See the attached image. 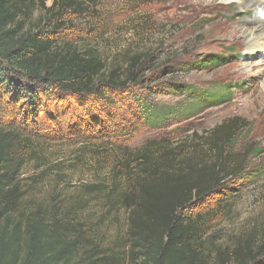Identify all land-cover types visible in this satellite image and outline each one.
Listing matches in <instances>:
<instances>
[{"label":"trees","instance_id":"obj_1","mask_svg":"<svg viewBox=\"0 0 264 264\" xmlns=\"http://www.w3.org/2000/svg\"><path fill=\"white\" fill-rule=\"evenodd\" d=\"M39 1L0 0V264H101L113 258L100 256L93 248L92 255L78 258L81 248L83 252L90 249L70 238L64 224L31 218L22 222L15 178L41 156L40 131L62 126L65 116L79 118L80 108L96 123L81 133L93 135L88 138L97 144L94 154L103 155L107 149L100 145L112 136L111 131L91 108L105 100L107 90L139 84L146 54H126L124 63L108 65L97 46L108 19L100 9L101 0ZM147 1L136 0L139 7L133 9L137 4L133 5L132 11ZM37 9L43 15L30 26ZM71 17L90 22V33L82 30V36L61 38L59 32ZM216 62L204 60L201 70ZM176 89L190 105L174 112L142 105L141 113L155 127L174 118L195 117L204 105H221L231 95L227 87L204 93ZM240 121L232 119L200 136L190 147L193 157L186 164L182 157L177 167L170 164L169 150L163 151L156 165L148 148L133 153L123 149L125 160L120 161L139 177L133 190L120 198L129 212L126 264H212L206 238L218 222L230 216L242 192L229 184L238 180L250 186L264 177V165L252 168L248 163L262 151L250 145L236 152L237 138L247 130ZM68 128L74 131L78 126L72 120ZM115 159L116 164L117 155ZM198 162L203 165L199 169ZM215 256L217 264H264V234L257 244L242 241L229 250H217Z\"/></svg>","mask_w":264,"mask_h":264},{"label":"rangeland","instance_id":"obj_2","mask_svg":"<svg viewBox=\"0 0 264 264\" xmlns=\"http://www.w3.org/2000/svg\"><path fill=\"white\" fill-rule=\"evenodd\" d=\"M100 2L108 19L97 46L109 66L124 63L126 54H146L147 63L139 72L140 83L122 90H107L105 100L91 108L111 131L112 136L100 145L107 149L103 155L94 154L98 147L94 139H89L93 135L88 138L81 133L85 126L95 127L96 123L86 109L80 108L79 118L73 116L70 120L65 116L62 126L40 131L44 142L41 156L23 168L15 184L22 222L28 218L58 221L68 227L70 238L90 249L83 252L81 248L78 258L92 255L93 248L96 254L113 258L101 264H126L129 212L120 198L133 190L139 177L121 162L125 160L123 149L133 153L148 148L156 165L162 160L163 151L169 150L170 164L177 167L182 157L183 164L193 157L190 147L197 144L200 136L240 118L247 130L237 138L236 152L253 145V150L263 153L248 163L252 168L263 166L264 111L260 106H264V73L250 72L254 65H261L264 54L253 56L242 47L240 30L256 14L252 10L241 11L236 1L148 0L136 12L131 9L136 0ZM138 7L139 4L133 9ZM42 15L37 9L28 25L36 24ZM89 24L71 17L59 32L60 37L76 38L82 36V30L90 33ZM204 60L217 62L201 70ZM176 86L203 93L227 87L230 100L221 105H204L195 117L174 118L155 127L141 113L142 105L168 112L186 106L189 103ZM246 98L248 104L241 108V101ZM255 101L260 106L255 107ZM72 120L78 126L74 131L68 128ZM196 166L199 169L203 165L198 162ZM180 168L183 170L184 166ZM255 182L250 186L238 180L229 184L242 192L230 216L218 222L206 238L212 264H217V250H229L247 240L257 244L264 234V177Z\"/></svg>","mask_w":264,"mask_h":264},{"label":"bare ground","instance_id":"obj_3","mask_svg":"<svg viewBox=\"0 0 264 264\" xmlns=\"http://www.w3.org/2000/svg\"><path fill=\"white\" fill-rule=\"evenodd\" d=\"M224 2L236 1L238 8L241 11L252 10L255 12L256 17L249 21L243 28L240 30L242 41V47L250 53V55H259L264 54V0H223ZM258 57V56H257ZM254 70H257V73L260 75L264 73V60L261 65H254L251 68L252 73ZM254 73V72H253ZM256 97L254 100H257ZM248 99H243L241 101V108L247 106ZM255 107L260 106L258 102H254ZM261 110L264 111V106ZM258 111V110H257Z\"/></svg>","mask_w":264,"mask_h":264}]
</instances>
